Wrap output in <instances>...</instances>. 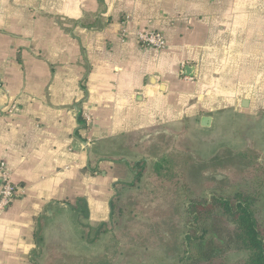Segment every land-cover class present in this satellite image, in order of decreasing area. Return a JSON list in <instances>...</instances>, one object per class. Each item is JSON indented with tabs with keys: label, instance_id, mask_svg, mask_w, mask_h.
Listing matches in <instances>:
<instances>
[{
	"label": "crops",
	"instance_id": "0c3cea01",
	"mask_svg": "<svg viewBox=\"0 0 264 264\" xmlns=\"http://www.w3.org/2000/svg\"><path fill=\"white\" fill-rule=\"evenodd\" d=\"M149 30L165 48L138 45ZM221 115H264V0H0V164L18 192L0 264H70L77 227L102 232L113 200L159 187L146 169L165 166L171 128Z\"/></svg>",
	"mask_w": 264,
	"mask_h": 264
},
{
	"label": "rangeland",
	"instance_id": "374dc122",
	"mask_svg": "<svg viewBox=\"0 0 264 264\" xmlns=\"http://www.w3.org/2000/svg\"><path fill=\"white\" fill-rule=\"evenodd\" d=\"M216 126L213 132L198 133H193L195 127L189 124L171 128L164 142L170 152L161 163L165 166L150 164L145 176L153 180H144L141 185L145 189L148 181L149 188L157 184L154 193L120 196L115 201L118 204L115 212L120 207L121 215L115 224L106 231L95 229L84 233L82 238L77 227L70 240L63 241L68 242V250L61 252L70 255L62 258L70 264H178L184 256V207L190 199L202 195L208 198L215 194L231 196L238 191L250 192L264 228V115H221ZM149 151L145 153L161 152ZM214 158L217 159L210 162ZM193 160L205 166L201 184L191 182L188 175L187 167ZM242 257L241 253H230L216 264H231Z\"/></svg>",
	"mask_w": 264,
	"mask_h": 264
},
{
	"label": "trees",
	"instance_id": "16d2710c",
	"mask_svg": "<svg viewBox=\"0 0 264 264\" xmlns=\"http://www.w3.org/2000/svg\"><path fill=\"white\" fill-rule=\"evenodd\" d=\"M145 167L144 163L137 166L134 182L143 176ZM116 200L111 203V221L106 227L100 226L102 231L114 225L121 215L120 207L115 212ZM255 203L253 195L246 190L231 196L215 194L190 199L184 207V256L178 264H216L230 253L243 256L231 264H264V228L258 220Z\"/></svg>",
	"mask_w": 264,
	"mask_h": 264
},
{
	"label": "built area",
	"instance_id": "2783aa9c",
	"mask_svg": "<svg viewBox=\"0 0 264 264\" xmlns=\"http://www.w3.org/2000/svg\"><path fill=\"white\" fill-rule=\"evenodd\" d=\"M127 34L125 29H122L120 37L123 38ZM135 38L141 47L161 50L165 48L166 42L161 32L159 31H136ZM15 111V106L12 105L8 114ZM83 124L88 127L91 124V118L87 113L82 115ZM9 171L5 164H0V212L4 211L18 197L16 187L11 181Z\"/></svg>",
	"mask_w": 264,
	"mask_h": 264
},
{
	"label": "water",
	"instance_id": "95a60500",
	"mask_svg": "<svg viewBox=\"0 0 264 264\" xmlns=\"http://www.w3.org/2000/svg\"><path fill=\"white\" fill-rule=\"evenodd\" d=\"M210 122H211V118H210V117H203V118L201 119V125H202V126L207 127V126L210 125Z\"/></svg>",
	"mask_w": 264,
	"mask_h": 264
}]
</instances>
